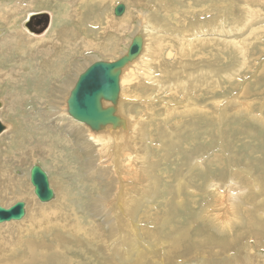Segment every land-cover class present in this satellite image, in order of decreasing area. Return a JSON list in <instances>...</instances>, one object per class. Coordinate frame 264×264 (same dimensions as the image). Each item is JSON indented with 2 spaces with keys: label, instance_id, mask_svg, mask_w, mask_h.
<instances>
[{
  "label": "rangeland",
  "instance_id": "374dc122",
  "mask_svg": "<svg viewBox=\"0 0 264 264\" xmlns=\"http://www.w3.org/2000/svg\"><path fill=\"white\" fill-rule=\"evenodd\" d=\"M7 1L10 5L15 3V0ZM153 1L108 0L106 5L100 10H98L96 5L94 9H92L93 7L91 4L90 6L92 8H87L83 22L75 20L70 15L72 7L70 6L69 0H59V2L58 0H50L45 3L36 4L34 5L35 10H26V12H41L49 9L48 11L54 14V19L51 13L44 14V16H48L50 24L52 22L54 29H57H55V31H58L57 36L59 39L62 35L61 33L66 29L65 38L61 39V41L65 42L70 39V41H72L74 34L76 37V33H82L81 36L83 38L86 36V39L95 42L97 47L95 45H88L84 50H81L79 46L69 45L70 43L66 45V43H64L68 54L62 56L61 54H63L65 50L64 46L61 45L58 48H54L52 51L53 55L58 54L60 56V62H57V75H55L54 72L56 61H53L52 58L46 59L44 52H42L43 55L37 52L36 54L39 55L37 57L35 54L34 57H37H35V59L34 57H28L27 62H30V64L28 63V65L24 66L23 70L25 75L29 77H24V75L21 76L18 72L19 62L24 57L26 58V56L14 52L9 54L7 58H5V56L0 58V66L9 70L11 68V73L13 76L14 74L16 76L13 77V85H9V87L8 85L2 86L0 99L7 102L6 100L8 97L4 94H6V92L14 93V90L17 94L26 95L21 105L16 103V106H19V108L16 109L15 114L11 116L8 114L0 115L3 121H8L7 123L12 125L13 130L15 127L18 130L12 139L16 141L15 144H13L12 141L9 143V140L3 142L2 146H7L3 150L2 155V157L6 155V162L3 164L0 163V170L7 171L8 173L11 172L12 174L14 172L13 175L17 179L23 180L24 182L26 181L24 184L21 182L23 185L18 187L17 190L25 188L27 193L31 194L30 197L36 204L34 216L36 219L42 213V211H40L41 208L44 209V207L58 205L63 208V210H61L62 212H65V214L69 216L71 215L74 224L77 220L79 223L77 226L84 228H89L92 224L97 226L101 233L100 238L89 237V230H85L82 238H78L74 242H70V240H73L72 233L74 231L72 228L64 227L65 230L63 228V230L56 229V232L59 230L60 234L64 231L61 235L69 242L65 246H70L72 249L71 251L66 250L64 253L67 254L68 252L71 257L70 259L77 261L76 264H103L106 262V260H104L105 257L111 258L114 254L112 244L114 240L111 237L112 232H108L106 219V215H108L109 212L105 210L109 198L105 200L106 203L104 199L115 195L114 191L117 188V184L111 182L110 179L112 175L108 177L110 169L100 165V163H104L105 160L103 158L99 159V151H97L98 144L96 141L91 140L92 138L90 137V139L87 134L83 136L85 127H78L77 130L70 129L72 127L70 124L72 119L66 114V100L70 94L69 90L73 88L77 81V75H79V73L83 72V70L94 63L95 60L113 62L120 58L127 50V40L130 42L134 35L141 30L143 25L148 26L146 32L149 33V50L152 49L150 50V55L153 54L154 51L158 53L162 51L160 53L161 61L165 63V66L168 64L167 66L173 68V71L179 74L180 77L175 78L171 75V78L166 80V75L164 74L166 73V67L163 72L157 69L155 75L158 80H166V86H164L162 91L156 88V84L150 85L151 89L149 88L147 90L146 86H143V88L139 90L141 94H144L143 98L146 100L150 98L148 96H151V99L154 98L153 101L156 100L152 106L153 111L151 114H146L145 110L144 112L142 111L144 109V107L141 106L143 105V101L140 99L137 100V98H132L135 101L130 103L131 107L129 106L130 104H128V106L124 108V118L126 116V119L130 118V124L133 123L131 117H137L136 122L138 125L136 128H139L140 132L138 133L142 136L137 138V143L134 141L131 145L134 146V143H136L133 152L136 154H143L146 162L148 160L147 163L149 164L145 171L148 172L150 179L140 182L141 189L146 190L150 185L153 190H155L153 192V190L150 189L152 192L146 194L143 207L133 216L128 213L126 217L127 220L133 217L139 231L144 232V230H149L158 235V238H163L165 227L167 233L171 232L166 225H173L174 219H176V215H178V217H181L183 222H185L186 227H188L190 223V227H192L193 223L194 228L195 225H197L193 231L190 230L194 235V239L199 240L195 237L197 235L196 229H205L208 226L211 228V226L205 222L208 221V214L206 213L213 210L214 202L218 204L215 198L216 195L214 196V194H212L214 189H211L209 185L212 180L216 181V179L218 180L217 182L225 180V184H228L230 183L229 181L234 178L233 176L240 171L244 173L246 171L248 175L252 174L250 178L253 180L249 182L246 187H250L251 192L247 194L254 196L255 199L257 198L256 200L259 201V205L264 204V122H262L264 120V30L262 33L257 34L260 37L257 35H252L251 37L245 36L246 38L235 41V43H237L236 45L247 50L246 53H244V50L240 51L234 49V47H232L233 44L231 46L228 44V40L226 42L223 40L225 35L228 39L232 37L234 40H237L240 34L244 35L245 26L241 27L240 23L243 19L250 18L249 15L254 16L252 18L253 20L256 19V22L259 20V23H261V18H264V0L263 2L262 0L256 1V3L258 2L257 4L254 1L246 2V0H163V3L159 0ZM259 2L262 5H260ZM117 4H124L127 10L122 17L115 16L116 18L126 19L129 18V16L133 17L131 19L133 29L131 33H127L125 36H121V33H116L114 31L104 33L95 27V25H91L90 22H97L99 18H104L107 13L112 15L114 13L113 9ZM248 4H251V7H249ZM242 7L244 11L241 10ZM139 11L143 13V16H140L138 19L134 18V15ZM242 12L246 13L243 14ZM258 14L262 15L258 16ZM89 17L92 21L86 23V19ZM25 18L26 15L23 16L22 19L19 18L20 27L21 22ZM42 20L43 17L38 15L27 22L26 25L30 30L32 29L36 35L40 36L43 33L39 34V32L44 28V25L40 26V21ZM116 21H118V19H116ZM101 22L104 23V20L102 19ZM253 24L255 23L248 25V30L246 29L247 33L250 28L253 27ZM20 27L18 26V28L22 30ZM2 28L1 26L0 32L3 30ZM72 30L75 32L73 33ZM214 30H216V32ZM242 31H244L243 34ZM112 35H114V37ZM115 35L116 38L121 36L119 41L116 40ZM46 36L47 34L41 38ZM221 38L222 40H219ZM188 39H190V42ZM249 41H251V43ZM191 43L194 45L193 47ZM110 45L111 48H109ZM69 46L71 47L70 49H68ZM154 47H156V49ZM188 48L191 49V51ZM149 50L148 52H150ZM76 62L80 64H76ZM87 64L89 65L87 66ZM31 68H33L34 71H31ZM14 80H16L17 83ZM145 83L147 84V82ZM175 83L178 86V90H180L179 95H174L176 86L173 90L168 92L167 85L172 84L171 86H173ZM134 89L136 88L133 87L130 89V96L133 94L131 91H134ZM159 92L162 94L157 95ZM33 94L38 95L36 100L31 96ZM152 95L155 96L153 97ZM233 102L235 103L233 104ZM166 106L171 108H176L177 106V110L182 112L175 113V116L169 119L168 117L165 118ZM162 107H164V111L161 109ZM186 107L194 108V113H188ZM237 108L241 110L239 113H237ZM2 109L3 108L0 110ZM63 112L68 118L62 117L64 115ZM250 112H253V114ZM32 113L37 116L40 115L39 121L42 119L40 121L41 123L37 124L32 122L25 126L24 121L29 118ZM260 116L262 119H259ZM223 117L226 118L223 119ZM31 118L35 121L38 120L37 117ZM159 118L161 120H158V123L162 127L164 126L165 132V137L162 138V142L157 136V127L155 126L156 120ZM42 129H44V131ZM13 130L4 136L6 137L8 134L13 133ZM38 146H40L44 152H48V150L43 149L44 147L53 148V151L49 152L50 157L48 156L45 160L34 157L36 160L34 162L32 158H26V155L33 153ZM127 147L129 150L130 147ZM23 157L26 158H24L23 165L15 166V164L20 161V158L23 159ZM214 157H216L215 159L218 164L215 162ZM210 159L213 160L208 162ZM197 161L203 164L202 167L197 164ZM34 164L42 166L49 176L50 186L56 194L55 200L50 203L43 204L39 202L34 195V188L29 181V171ZM211 169H213V171ZM17 172H21V177L18 176ZM185 185L188 188L187 190L184 189ZM32 188L33 190H31ZM108 189L113 191L112 195L106 194ZM180 190H183V203L181 204L183 208L180 205V207L176 206L174 215H168V212L165 210L166 202ZM19 192H17L16 195ZM193 192L196 193V196ZM247 194L245 198L246 202L248 200ZM9 198L12 199V197L8 195V197L3 200V203L6 201V204L13 206L16 201H12ZM148 200L150 201L148 202ZM24 202H26L27 205L29 204V201H26V199ZM36 207L39 208L36 210ZM148 207H152V210L147 213L146 208ZM32 209L31 207L27 209L26 216L29 215ZM147 214H150V216ZM223 214L224 213H220V215ZM152 216L159 217L163 219V221L165 220L162 227L157 230L152 228L153 224L151 220H155ZM172 216H174V218ZM201 218L203 221H200ZM183 222H181L179 226H176L175 229L184 227L182 225ZM12 223L14 222H8V224L11 225L6 224L7 226L3 227H1L0 224V249L5 248L7 242L13 241L18 233L17 226L14 225L19 222ZM237 229H242L240 224L237 226ZM127 231L129 233L133 230ZM211 231L217 233L213 228H211ZM176 234H179V232H174L172 235ZM217 234L219 236L216 237H220L222 243L229 238V235L221 236L219 233ZM51 236L52 235L49 234L47 236L43 235L42 238L45 239V237H50L51 239ZM125 239L129 245H132V247L129 246L125 250L127 255H129V251L132 248L135 257L137 248L142 247L145 243H151L152 250L154 249L153 242L149 235L141 239L128 235ZM75 242H77L76 244H79L80 247L84 248L83 250H85V252L92 253L91 258H89L88 255H84L82 252H75V254L74 250H77ZM64 244L66 243L62 242L60 244L62 248H64ZM214 246L215 247L211 246L212 248L207 249L206 253L200 255H189L186 247L182 246L181 251L184 257L191 258V260L185 261L184 264H264V239L259 242L256 239L249 240L242 238L231 246ZM80 247H78V249L82 250ZM163 248L165 247H161V249ZM68 262L71 264L69 260L64 262V264ZM59 263L62 264V261ZM132 264H134V262Z\"/></svg>",
  "mask_w": 264,
  "mask_h": 264
},
{
  "label": "bare ground",
  "instance_id": "6f19581e",
  "mask_svg": "<svg viewBox=\"0 0 264 264\" xmlns=\"http://www.w3.org/2000/svg\"><path fill=\"white\" fill-rule=\"evenodd\" d=\"M47 1H50V0H15V3L13 5H10V3L7 0H0V27L1 26L3 27L2 28L3 30H1V32H0V36L2 35L0 37V58L2 56H5V58H7V57H9V54H12L14 52H17L20 55L26 56V58L24 57L19 62V65H18V72L21 76L24 75V77L28 76V75H25V72L23 70L24 66L28 65V63L30 64V62H27L28 57L29 58L34 57V55L37 52L40 54L42 52H44L45 53L44 56H46L45 57L46 59L52 58L53 61H56L55 62L56 68L54 69L55 70L54 72H55V75H57L58 74L56 72L57 62H60V59H59L60 56L58 54L53 55L52 51L54 50V48H58L61 45H63L65 50H64V53L61 54V56H62V55L68 54L67 49H66V45H68L69 43H70L69 45L79 46L81 48V50H84L85 47L88 45L89 46L95 45L97 47V44L93 41L87 40L86 36H85V38H83L81 36L82 33L81 34L76 33L77 34L76 37L74 36L75 35L74 34L72 37V41H70L71 39L66 40L65 42L61 41V39L65 38L66 29L61 33L62 35L59 39L57 36L58 31L57 32L55 31L56 28L54 29L52 22H51V24H49L47 30L44 31L45 33L43 32V34L40 36L36 35V33L33 30H30L27 27L26 23L31 21L35 16L41 15L43 17V20L40 21L41 25H45L46 19H48L50 22V19L48 18V16H44V14L46 15L48 13H51L53 16V19H54V14L51 11H48L49 9H47V11L44 10L41 12L40 11L39 12H33L32 11V12H28V13L26 12V10H33L34 5L40 4V3H45ZM159 1H161L163 3V0H159ZM247 1H251V2L254 1L256 3V1H260V0H246V2ZM58 2H59V0H58ZM107 2H108V0H69L70 6L72 7L71 8L72 11L70 12V15L75 20L83 22L84 14L87 12L88 7L89 8L93 7L92 9H94V7L96 5L98 7V10H100L104 5H106ZM262 2H263V0H262ZM91 4H92V7L90 6ZM140 4H142V3H140ZM140 4H138V5H140ZM259 4H260V2H259ZM250 5H249V7H251ZM253 5H254V3H253ZM260 5H262V4H260ZM38 7H40V6H38ZM65 7H67V6H65ZM152 8H153V6H152ZM126 10H127V7H126ZM239 10H240V8H239ZM241 10L244 11L243 7L241 8ZM259 10H261V9H259ZM67 12H68V10H67ZM153 12H155V11H153ZM258 12H260V11H258ZM105 13H106V10H105ZM245 13H243V14H245ZM263 14H264V12H263ZM25 15H26V18L23 20V22H22L23 24L21 23V28H22V30H21L18 28V24H19L18 20H19V18L22 19L23 16H25ZM260 15H262V14H258V16H260ZM140 16L142 17L143 13L139 11L136 15H134V18L138 19V18H140ZM249 17L250 18H248V19L245 17L246 19H243V21L240 23L241 27L245 26V30H244L245 33H244V31H242V34L244 33V35L240 34V37H238L237 40H234L232 37L228 39V37H226V35L223 37V40H225V42L228 40V44L230 46L233 44L232 47H234V49L240 50V51L244 50V53H246L247 50L240 48L239 45H236L237 43H235V41L244 39L248 36H250V37L252 35L255 36L259 33H262L264 30L263 29L264 28V18L263 19L261 18V20H260L261 23H259V20H258V22H256V19L253 20L252 17H254V16L249 15ZM97 18H98V16H97ZM132 18H133L132 16L131 17L129 16V18H126V19H119V18L115 17L114 13L112 15L107 13L104 18H101V19L99 18V20L97 22L92 21V19L89 17L86 19V23L88 21H92V22H90L91 25H95V27H97L100 31H103L104 33L114 31L116 33H121V36H125V34L131 33V31H133L132 24H131ZM102 19L104 20V23L101 22ZM116 19H118V21H116ZM251 23H255V24H253V27L250 28V30L248 32L249 35H248L247 27ZM177 27H179V26H177ZM147 28H148L147 25H143L141 27V30L137 34L134 35V37H135L136 35L140 34V36H142L144 38V48H143L142 53L139 55V57L136 58L129 65L126 66V68L123 71L122 77H121V82H120L121 91H120V97H119V101H118V112H119V115L123 118H124V114H125V109H124L125 106L127 107L128 104L135 101L134 100L135 98H137V100L140 99L143 101V105H141L144 107V109L142 110L143 112L145 110L146 114L152 113V111H153L152 106L154 105V102L156 100L153 101L154 98L151 99V96H148L150 98H147V100L145 98H143L144 94H141L139 92V90L142 89L143 86L144 87L146 86V89L148 90L150 88V85L152 86V84H154V85L156 84L157 85L156 88L157 89L159 88L162 91L164 86H166V80H169L171 78V75H173V77H175V78L180 77L179 74H177L175 71H173V68H170L169 66H167L168 65L167 63H166L167 65L165 66V63L161 61L162 59H160V53L162 52L161 50H163V49L160 50L161 51L160 53H158L157 51H154V53L150 55V53H151L150 50H152V49L149 50V42H150L149 40L150 39H149V33L146 32ZM242 29H244V28H242ZM214 31L216 32V30H214ZM72 32L74 33L75 31L72 30ZM46 34H47L46 37L41 38L42 36H44ZM112 36L114 37V35H112ZM121 36H118V37H121ZM257 36L260 37L259 35H257ZM198 37H200V36H198ZM220 37H222V36H220ZM115 38H116V35H115ZM133 38L131 39L130 42H129V40H127V42H126V43H128L127 50L129 48ZM261 39H263V38H261ZM116 40L119 41V38H116ZM189 40L190 39H188V41ZM219 40H222V38ZM91 42H92V44H91ZM189 42H187V43H189ZM249 42L251 43V41H249ZM64 43H66V45H64ZM111 45H114V44H111ZM111 45L109 46V48H111ZM235 45H236V48H235ZM193 46L194 45L192 44V47ZM192 47H191V49H192ZM70 48L71 47L69 46L68 49H70ZM154 48L156 49V47H154ZM74 49H76V48H74ZM191 49H189V50L191 51ZM127 50L125 53H123V55L127 54ZM148 50L150 52H148ZM82 53H81V55H82ZM38 55H37V57H38ZM41 55H43V53ZM35 57H34V59H35ZM38 61H40V60H38ZM99 61H104V60H95V62L94 61L93 62L96 63ZM105 62H111V61H105ZM72 63H74V62H72ZM80 63L76 62V64H80ZM94 63H92V64H94ZM89 64H90V62H89ZM89 64H87V66ZM92 64H90V65H92ZM165 67H166V73H164V74L166 75V80H158L157 76L155 75L156 70L160 69L163 72L165 70ZM10 70H11V68H10ZM10 70L3 67V66H0V86H1L0 91H1V93H2V86L8 85V87H9V85H13L12 81H13V77L15 76V74L13 76V74L11 73L12 70L11 71ZM32 70H33V68H31V71ZM85 70H83V72ZM69 71H70V69H69ZM83 72L79 73V75L82 74ZM79 75H77V77H79ZM63 79H66V78H63ZM14 81H16V80H14ZM25 81H26V79H25ZM145 82H147V84ZM16 83H17V81H16ZM172 84L167 85L168 92L173 90V88L176 86V91H174V95H179L180 90H178V86L176 85V83L173 86H171ZM133 87L136 89H134V91H131L133 93V94H131V96H132L131 97L129 95V91ZM167 87H166V90H167ZM126 88H128V89H126ZM6 89H7V87H6ZM72 89L73 88H71V90H69L70 94H71ZM14 93L13 92H8V93L6 92V94H4L8 97L6 100L7 102H5L3 99L2 100L0 99V104L3 108L2 110H0L1 116L4 114H8L9 116L15 114L16 109L19 108V106H16V103L21 105V102H23L24 99L26 98V95L17 94V92H15V90H14ZM70 94H69V97H70ZM159 94H162V93L159 92L157 95H159ZM64 95H66V94H64ZM31 96H33V98L36 100L38 95L33 94ZM69 97L66 100V114L68 115V117L70 119H72L73 121H75L77 123L76 124L75 122H73L71 120L70 124L72 125V127L70 129L77 130L78 127H82V128L85 127V132H84L83 136H85V134H87V136L89 138L90 137L92 138V139L90 138L91 140L96 141V143L98 144L97 151H99V153H98L99 159L103 158L105 160L104 163H100V165L104 168L110 169V172H108V177L110 175H112L111 179H110L111 182L117 184L116 190L114 189L115 195H112L113 191L108 189V192L106 194L112 195V197L109 196V197H106L104 199V202H105V200L109 198V201L107 200L108 202L107 203L105 202L107 204V207H105V210H107L109 212V214L106 215V219H107V225H108V232H110V231L112 232L111 237L114 240V242H112L114 254L111 256V258L105 257L104 260H106V262H104L103 264H125V263H129V262L131 263L132 260H133L134 264H184L185 261H189V260H191V258L184 257L183 252L181 251L182 246L186 247V250H187L189 255H198V254L200 255V254L206 253L207 249L212 248L211 246L215 247L214 245L222 246V247L231 246V245H234L235 243H237L238 240H241L242 238H246L249 240L256 239L259 242H261L264 239V204L259 205L258 204L259 201L256 200L257 198L255 199L254 196L247 194L248 192H251L250 187L246 188L247 184L249 182H252L253 179L250 178L252 174L248 175L247 174L248 172L246 173V171H245V173L241 172V171L237 172V174H235L233 176L234 177L233 179L231 178L232 180L229 181L230 183H228V184H225V182H224L225 180H221L220 182H217L218 180L216 179V181L212 180L211 184L209 185V187L211 189H214V192L212 194H214V196L216 195L215 198H216V201L218 204H216V202H214V205L212 204L213 210L209 209L210 211H208V209H207L208 212L206 214H208V219H207L208 221H205V222L207 224H209L211 226V228H213L221 236L222 235H229V238L227 241H224L222 243L220 241L221 238L216 237L219 235L217 233H213L209 226L205 229H203V228H201V229L199 228V230L196 229L197 235L195 237L199 240L194 239V235L192 234L191 230L193 231V229H195L197 227V225H195V228H194V223H193L192 227H190V225H191V223H190V225L188 227H186L185 222H183L181 217H178V215H176V219H174L175 221L173 222V225H170V224L166 225L167 227H169V230L171 232L167 233L166 227H165L164 233H163V235H164L163 238H158V235L154 234V232L149 231V230H144V232L139 231L138 227L135 224L134 218L132 217L130 220H127L126 217H127L128 213L131 214V216H133L138 210H140L143 207L146 194H148L149 192H152L153 188L149 185L147 187L148 189L146 188V190L145 189L142 190L141 185H140V182L142 180L150 179V176H149L148 172L145 171L147 166H149V164L147 163L148 160L146 162L145 156H143V154H139V153L136 154L133 152V149H135L134 146H136V143H137V138L140 136L138 133V132H140V130H139V128L138 129L136 128V126L138 125L136 122L137 117H135V116L131 117L133 123L130 124L129 123L130 118L126 119L127 116L125 115L126 116L125 119L128 122V124L125 125V127H124L125 129H123V130L122 129L121 130L120 129L112 130L111 128H107V129L102 130L100 132H93L88 126H86V124L80 123V122L74 120L73 118H71L69 116L68 104H67ZM132 98H134V99H132ZM234 103L235 102H233V104ZM105 106H109V104L106 103ZM129 106L131 107V104ZM177 106H178V104H177ZM177 106H176V108H171V107L166 106L165 118L168 117V119H169V118L175 116V113L182 112V111L177 110V108H178ZM241 106H239V107H241ZM186 108H187L186 110L188 111V113L193 114L195 111L194 108H192V107H186ZM161 109L164 111V107H162ZM237 109H238L237 113H239V111H241V110L239 108H237ZM63 114L64 115L62 117H67V115L64 112H63ZM251 114H253V112ZM1 116H0V121L2 122V124H4L6 126L5 131L0 135V163L3 164L4 162H6V155H4L2 157L3 150L5 149V147H7L5 145L2 146L3 142H6L9 140L10 141L9 143H11V141H12V143L15 144L16 141L12 140V139L18 130L16 129V127L13 130L12 125L8 124L7 123L8 121H6V122L3 121V119H1ZM31 117H37L38 120L35 121ZM39 117H40V115L37 116L36 114L32 113L29 118H27L26 120L24 119L25 120L24 121L25 126L29 125V123H32V122L37 123V124L41 123L40 121L42 119H40V121H39ZM224 118H226V117H223V119ZM259 119H262V117L260 116ZM158 120H161V119L159 118L156 120L157 122L155 123V126L157 127V136L159 137V139L162 142V138L165 137V132H164V128H163L164 126L162 127L158 123ZM262 122H264V120ZM65 124H66V122H65ZM131 125H132V128H131ZM8 126H9V128H8ZM11 130H13V133H10L5 137L4 135H6ZM42 130L44 131V129H42ZM42 130H40V131H42ZM140 137H142V136H140ZM132 138H133V140H132ZM134 141L136 142V143H134L135 145L131 146ZM127 146L130 147V149H129L130 151L128 150ZM43 149L48 150V152H44L41 149V147L38 146V148H36L33 151V153L27 154L26 158L27 157L32 158L33 162L36 161L34 157H38L39 159L45 160L48 156L50 157L49 152L53 151V148L44 147ZM4 157H5V159H4ZM148 157H149V155H148ZM24 158L25 157H23V159L20 158V161H18L17 164H15V166H22L23 161L26 159V158L25 159ZM215 158L216 157H214V160L218 164V162L216 161ZM212 160L213 159H210L208 162H210ZM197 164L200 167H202V165H203L202 163H199V161H197ZM220 165H222V164H220ZM211 166H213V165H211ZM2 167H4V166H2ZM150 168H151V166H150ZM153 168H152V170H153ZM205 168H206V166H205ZM216 169H217V167H216ZM211 170L213 171V169H211ZM220 173H221V171H220ZM13 174H14V172H13ZM13 174L11 172L8 173L7 171L0 170V179H1V181H0L1 182L0 206L4 207L6 209H9L12 207V205L6 204L5 203L6 201L4 202L5 204L3 203V200H5L8 197V195H10L12 197V199H10V198L9 199L12 201H16V203L21 202V200L25 201V199H26V201H29V204H30V205L28 204L29 207H31L33 209L30 211L29 215H27L26 218H24L22 221H12L14 223L19 222V223H16L14 225V226H17V232L18 233L15 236L13 241L7 242L6 247L3 249H0V264H42V263L43 264H60L59 263L60 261H62V264H64V262H66L67 260H69L71 264H76L77 261L70 259L71 257L68 254V252H67V254L64 253V252H66V250L71 251L72 249L70 246L69 247L65 246L69 242L64 237H62V235H61L64 233V231L60 234L59 230H63V229L65 230L64 227L72 228L74 231L72 233V239L73 240H70V242L71 241L74 242L76 239L82 238V235H83L85 230H89V237L100 238L101 233H100L99 229L97 228V226L94 224H92V226L89 228L77 226L79 224L77 222V220H76V223L74 224V222L71 219V215L69 216V215L65 214V212H62L61 210H63V208L61 206H58V205H54L52 207H44V209L41 208L40 211H42V213L36 219L34 217L36 204H35V201H32V198L30 197L31 194L27 193L25 188H22L21 190H17V188L22 186L26 181L24 182L23 180L17 179ZM17 174L19 177H21V175H20L21 172H17ZM5 175H7V176H5ZM108 177H107V179H108ZM29 178H30V171H29ZM151 180H152V178H151ZM29 181H30V179H29ZM49 181H50V179H49ZM155 185H156V183H155ZM150 189H152V190H150ZM184 189H186V190L188 189L186 185H185ZM31 190H33V188ZM191 190H192V187H191ZM154 191L155 190H153V192ZM182 191L183 190L177 191L175 193V195H173V197L171 199L169 198L170 200L166 202L165 210H166V212H168V215H174L175 207L179 206V205L181 206V204L183 203ZM262 191H263V189H262ZM17 192H19V193L16 195ZM193 194L196 196V193L193 192ZM246 194L248 195L247 202L245 201ZM12 195H14V196H12ZM201 195H203V194H201ZM205 200H207V199H205ZM24 201H22V202H24ZM149 201L150 200H148V202ZM97 203H99V202H97ZM195 203H197V202H195ZM15 204H13V206ZM56 204H58V203H56ZM204 204H205V202H204ZM28 205H27V209L29 208ZM37 208H39V207H36V210H37ZM103 208H104V206H103ZM103 208H102V210L104 211ZM238 208H239V212H238ZM97 209H98V207H97ZM151 210H152V207L146 208L147 213L150 212ZM220 213H224V214L220 215ZM147 215L150 216V214H147ZM152 217L155 218V220H151V223L153 224L152 228L155 230L162 227V225L165 223V220L163 221V219H161L159 217H155V216H152ZM172 217L174 218V216H172ZM245 218H246V220H245ZM200 221H203L202 218L200 219ZM181 222H183L182 225L185 228L181 227V229L180 228L175 229V227L179 226ZM14 223H12V224H14ZM6 224L11 225V224H8V222H6V223L1 224V227L7 226ZM239 224H240V227L242 229H237V226ZM173 226H174V228H173ZM172 228H173V230H172ZM56 229H59V230L56 232ZM127 230H133V231L128 233ZM45 232H46V234H45ZM174 232L175 233L179 232V234L172 235ZM48 234L52 235L51 239H50V237H45V239L42 238L43 235L47 236ZM128 235H131L132 237L138 238V239L139 238L141 239L144 236L149 235L151 241L153 242L154 249L152 250V244L151 243H145V244H143L142 247L137 248L135 257H134V251L132 248L129 251V255H127L125 250L129 246L132 247V245H129L125 239ZM62 242L66 243V244H64V248H62V246L60 245ZM76 243L77 242H75V244ZM76 246H77V250L75 249L74 253L75 252H82L84 255H88L89 258H91L92 253L90 254V253L85 252V250H83L84 248L80 247L79 244H76ZM78 247H80L82 250H79ZM161 247H165V248L161 249ZM158 248H159V250H158ZM67 264H69V262Z\"/></svg>",
  "mask_w": 264,
  "mask_h": 264
},
{
  "label": "water",
  "instance_id": "95a60500",
  "mask_svg": "<svg viewBox=\"0 0 264 264\" xmlns=\"http://www.w3.org/2000/svg\"><path fill=\"white\" fill-rule=\"evenodd\" d=\"M125 12L124 4H118L114 9L116 17H122ZM49 24L46 19L39 34L47 30ZM143 48L144 38L138 34L133 38L127 54L113 62H96L80 74L67 101L69 116L86 124L93 132L107 128L125 129L128 122L118 112L121 77L126 66L139 57ZM106 103L109 106H105ZM5 129L6 126L0 121V135ZM30 183L39 202L46 204L55 200L56 194L50 186L49 176L40 165L35 164L30 169ZM26 209L27 204L22 201L9 209L0 206V224L22 221L26 217Z\"/></svg>",
  "mask_w": 264,
  "mask_h": 264
},
{
  "label": "crops",
  "instance_id": "0c3cea01",
  "mask_svg": "<svg viewBox=\"0 0 264 264\" xmlns=\"http://www.w3.org/2000/svg\"><path fill=\"white\" fill-rule=\"evenodd\" d=\"M19 22H20V21H19ZM19 22H18V23H19ZM22 22H23V21H22ZM22 22H21V23H22ZM22 24H23V23H22ZM18 26L20 27V23L18 24ZM20 28H21V27H20ZM119 39H120V37H119Z\"/></svg>",
  "mask_w": 264,
  "mask_h": 264
},
{
  "label": "flooded vegetation",
  "instance_id": "af4514ba",
  "mask_svg": "<svg viewBox=\"0 0 264 264\" xmlns=\"http://www.w3.org/2000/svg\"><path fill=\"white\" fill-rule=\"evenodd\" d=\"M39 25V24H38ZM40 26H42L41 24H40Z\"/></svg>",
  "mask_w": 264,
  "mask_h": 264
}]
</instances>
